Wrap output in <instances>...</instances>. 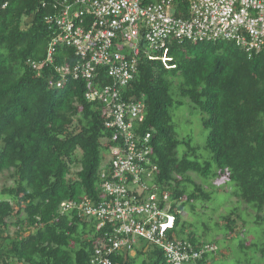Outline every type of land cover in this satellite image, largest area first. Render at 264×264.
<instances>
[{
  "label": "trees",
  "instance_id": "1",
  "mask_svg": "<svg viewBox=\"0 0 264 264\" xmlns=\"http://www.w3.org/2000/svg\"><path fill=\"white\" fill-rule=\"evenodd\" d=\"M64 1L0 0V174L9 172L16 182L0 190V264H93L97 248L111 245L105 234L111 227L99 229L93 216L61 206L102 200V174L110 168L104 155L124 146L118 131L105 125L103 103L87 97L112 82L104 68L92 79L67 75L61 87L50 84L61 78L58 67L79 59L65 44L48 59L55 30L49 18ZM174 2L175 15L187 17L189 0ZM169 45L166 63L142 53L136 78L122 88L123 98L144 103L145 119L134 125L139 145L150 134L144 175H151L137 203L158 194L161 207L170 205L175 215L169 238L215 244L181 213L195 199L211 198L191 172L229 181L244 205L222 219L239 241L237 264H264V247L246 239L247 229L244 237L237 232L238 217L264 232V49L250 56L232 41L173 39ZM183 99L206 113L208 159L191 135L181 138L176 130L173 110ZM211 254L187 264H213ZM109 257L112 264H169L162 248L143 238Z\"/></svg>",
  "mask_w": 264,
  "mask_h": 264
},
{
  "label": "built area",
  "instance_id": "2",
  "mask_svg": "<svg viewBox=\"0 0 264 264\" xmlns=\"http://www.w3.org/2000/svg\"><path fill=\"white\" fill-rule=\"evenodd\" d=\"M187 17L175 15L174 0L143 3V0H65L62 11L49 19L55 28L49 43L48 59L53 61L57 45L71 47L79 57L71 67L60 66V79H51L52 86L61 87L67 75L92 79L97 68L112 81L91 91L87 97L100 101L107 113L105 125L115 128L124 146L113 147L103 171L101 188L104 198L97 202L85 199L63 202L65 213L78 208L99 220V229L106 232L110 246L98 247L93 264H112L113 250L132 249L137 238L159 246L169 264H187L211 253L215 246L195 247L189 241L169 238L167 233L175 222L170 205L161 207L158 194H150L137 203L146 183L145 165L150 163V134L139 145L134 125L145 119L144 103L122 97V88L132 82L139 71V56L168 57L173 39L194 43L232 41L250 56L264 49V0H189ZM163 53L162 56L151 55ZM34 67L38 64L33 62ZM141 194V195H140ZM167 199V195L164 196Z\"/></svg>",
  "mask_w": 264,
  "mask_h": 264
},
{
  "label": "rangeland",
  "instance_id": "3",
  "mask_svg": "<svg viewBox=\"0 0 264 264\" xmlns=\"http://www.w3.org/2000/svg\"><path fill=\"white\" fill-rule=\"evenodd\" d=\"M184 100V106L174 108L173 115L176 130L181 138L191 135L193 145L198 147V153L203 159L211 156L209 150L205 148L208 128L205 126L203 117L206 115L200 108H191L189 101ZM111 159V154L106 153L102 164H106ZM190 175L199 182L206 184L205 189H210L211 198L204 196L190 202L182 211V216L192 224V228L198 229L205 234L206 239H216L209 261L213 264H237L242 253L239 249V241L234 233H230L227 225L222 221L223 216L238 208V213L244 207L239 199L232 194L233 186L231 182L224 180L205 181L198 173L191 172ZM16 182L9 176V172L0 174V190L4 186H14ZM214 184V185H213ZM219 187V188H216ZM247 229L246 232L243 230ZM238 234L246 235L248 241H257L264 247V232L256 225H247L243 217H238ZM239 237V235H238ZM139 241V240H138ZM142 241L138 242L141 245ZM145 242V241H144ZM239 250V251H238ZM241 252V253H240ZM262 256H264L263 252ZM261 256V254H259ZM264 261V257H263Z\"/></svg>",
  "mask_w": 264,
  "mask_h": 264
},
{
  "label": "clouds",
  "instance_id": "4",
  "mask_svg": "<svg viewBox=\"0 0 264 264\" xmlns=\"http://www.w3.org/2000/svg\"><path fill=\"white\" fill-rule=\"evenodd\" d=\"M208 244H211V243H208ZM211 245H213V246H214V244H211ZM217 248H218V247H217ZM217 248H216V249H217ZM202 257H203V256H202Z\"/></svg>",
  "mask_w": 264,
  "mask_h": 264
}]
</instances>
